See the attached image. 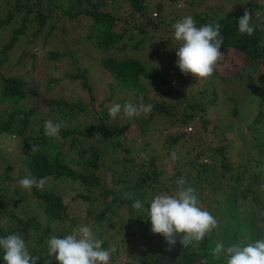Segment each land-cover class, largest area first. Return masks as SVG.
Returning <instances> with one entry per match:
<instances>
[{
    "label": "trees",
    "instance_id": "trees-1",
    "mask_svg": "<svg viewBox=\"0 0 264 264\" xmlns=\"http://www.w3.org/2000/svg\"><path fill=\"white\" fill-rule=\"evenodd\" d=\"M0 0V4H1ZM114 2L116 6V0H9L5 5H0V68L6 66L5 64L10 59L11 54L15 51L19 44L24 43L25 47L22 49L20 57L17 59V63L21 64L27 58L33 60V66H36L37 52L32 48V40L42 36V43L47 41V38L56 27H50L47 31H43L44 27L49 22V17L59 16L60 18L70 19V21L78 20L81 16L88 17L90 23L85 31V40L89 41L94 47H98L102 54L100 58V65L106 70V73L110 77V80L104 82L109 96L101 99L98 103V98L93 93V83H90L89 69L83 67L82 64L77 66V70L74 74L65 73L63 76L49 77L46 80L51 89L63 81L64 78L70 77L74 81V87L80 93L86 94V99L79 101H72L65 98H61V95L57 91L53 90L45 104L47 109H41L39 103L30 105V107H16L12 111L7 112L8 118L0 124V132L9 131L13 137L22 136L26 144L22 147V156L20 157V167L22 172L18 173L17 177H13L15 172L12 166L8 163L4 168L0 169V212L2 211L4 217L0 216V221L5 217L8 218L7 227H0V237L12 234L20 233L26 240L27 247L30 253L34 256H39L41 259L38 264H46V259H52L53 264H57L54 258L47 257L46 241L51 236H57L63 238L68 233L73 232L78 227V222L83 216L74 215L71 210L75 207H81L83 204L86 207V211L93 221L98 224L101 221H105L102 225H105L107 231V223L113 221V217L117 216V210L121 209L126 203L130 217H133V222L130 225L126 221L120 222V228L130 227L133 228L136 225L143 226L144 229L151 230V222L148 219L147 211L152 198L160 194L165 189L177 186V181L180 177L172 178L171 187L169 185L161 186L164 184V180L161 176L164 173V169H160L158 164L159 158L154 155L144 158L142 162H137L129 146H124L126 152H130L129 155L125 154L121 160L116 164L122 163L121 170L117 174L116 180L121 183H125L123 186L109 188L108 187V174L112 171H108V168L112 166L107 165V153L106 149L100 146V143H88L85 138H98L101 142H105L107 146L110 145V150L116 151L117 148L123 145V130L129 126L132 122L136 121L140 126L142 134L146 132L151 122L155 119L156 115H163L170 119V124L173 126H182L183 123L189 122L193 118V112L191 108L203 109L201 103L195 106H184L181 115L175 112L172 107L164 101H159L156 104L147 102L143 97L145 104H152L153 109L149 116H134L127 117L124 125H121L118 121L112 120L108 114V104L112 101L114 96L123 92V90L139 89L143 90L144 87L139 83V80L143 76L153 78L161 82H166L163 76H158L154 71L149 72L146 70L145 64H142L135 56H128L129 51L140 50L144 47L146 39L152 38L163 26L167 25V29L172 31V25L176 23L177 14L171 15L170 19H167L164 13V3L157 2L155 8L154 17L153 12L147 9L146 0H124L130 5L132 12L130 14H121L119 12L120 7L117 9L110 7V11H107L109 2ZM170 5L176 7L175 2L180 0H168ZM175 1V2H173ZM200 0H184L188 6L194 8L193 4ZM255 4V9L249 11L252 18V24L255 26V32L249 36L247 34L240 35L238 32V19L243 16L244 11L240 14L228 11L217 16L214 11L212 16L208 14L211 12L205 10L192 11V17L196 21L197 26L205 24H212L219 22L222 25L221 32L224 37L223 44L221 46V52H238L243 55V64H249L255 66L261 70L260 75H263L264 71V47L261 46V41H264V31H261V26L264 25V12L259 13L260 9L264 11V0H252ZM243 2V0H242ZM177 8V7H176ZM181 10V9H176ZM256 10V11H255ZM196 12V13H195ZM195 13V14H194ZM209 18L211 20H209ZM135 22V23H132ZM121 23H123L121 27ZM17 24L15 27L14 25ZM118 26L119 29L115 30ZM172 29V30H171ZM173 33L168 37L162 39V44L167 46V58L170 59V63L176 64L175 60L178 58L176 52L178 51V45H176L172 38ZM25 36L27 38H25ZM71 52L66 51L60 53L58 50H48L45 55L53 61H60L66 54ZM126 54V55H124ZM35 60V61H34ZM264 80V78H263ZM54 83H56L54 85ZM182 83L186 84L187 81ZM54 85V86H53ZM35 89L27 86L20 76L13 77L11 75L3 74L0 72V105L5 101L11 103H20L22 105L28 104L32 98ZM122 91V92H121ZM177 94L178 91L167 89V94ZM181 97L179 104H182ZM214 100V99H213ZM125 101V100H123ZM120 101V104L126 102ZM264 102V97L260 101ZM234 112H237L236 106H234ZM20 113L24 117L19 122L16 121V115ZM45 114L44 116H52L55 119V113L58 114L56 122L61 123L58 136L48 137L43 139L44 124H40L37 127L38 134H29L32 130L30 126L31 118L34 114ZM80 113L92 114L94 121L89 124L77 126L69 124L65 126V121L77 120ZM4 114V113H2ZM123 114V113H122ZM1 115V113H0ZM257 119H264V112L261 108L258 109V114L255 116ZM64 122V124H63ZM64 126V127H63ZM71 135L70 137H68ZM184 133L176 130L173 133H167L165 137V144L171 147L181 140ZM42 136V137H41ZM59 137V138H58ZM67 138V139H66ZM37 147V151L33 154L31 146ZM258 149V148H257ZM264 151V146H260L258 153ZM205 151H199L195 153L198 157H203ZM209 153L214 158L212 163H196V171L194 175V181L191 178H184L188 185L207 182V178L203 177L207 172L209 179L207 183L210 186L213 182L214 174L218 173V177L224 174V170H231L233 165L227 160L226 145L219 144L212 146ZM106 156V157H105ZM194 157L190 158L194 162ZM116 161V159H114ZM262 161V158H259ZM215 162L220 164L219 168L215 167ZM115 164V163H114ZM181 172L182 167L180 165L175 166ZM249 167L244 165L243 168L237 173L238 177L245 175ZM130 170L137 173L132 178L127 177ZM219 170H222L220 173ZM219 171V172H218ZM116 170H114V173ZM113 173V174H114ZM205 173V174H204ZM203 174V175H200ZM259 170H254L247 174L245 178L249 182L247 185H252L257 182ZM27 176L35 177L38 181L42 178H46V182H52V186H46L41 189L34 186L30 191V200L32 199L33 211L30 214H25L21 210L15 212L4 204L8 188L10 187L9 180H16L15 186L10 187L13 191V203L18 205L24 200L25 192L21 190V186L18 181ZM103 177V178H102ZM181 178H183L181 176ZM215 178V176H214ZM8 182H7V181ZM130 180V181H129ZM192 182H191V181ZM6 183H9L6 185ZM190 183V184H189ZM62 184H69L73 190L71 199H65L64 194L58 189ZM161 186V187H159ZM187 186V185H186ZM212 187V185H211ZM56 188V189H54ZM236 189V186L233 190ZM66 189H62L64 191ZM131 190L125 200L121 192ZM247 189L241 190L243 197L247 195ZM200 206L203 208V203L206 202L205 195L201 194V190L195 189ZM214 193V190L212 191ZM253 197L251 199L255 204L260 202L258 194L251 191ZM221 194V195H220ZM232 194V193H231ZM236 194V193H235ZM218 197H228L229 193L215 194ZM207 196V194H206ZM209 196V195H208ZM232 197V206L236 207L238 202L236 195H230ZM143 202V208L140 210H134L132 204L137 200ZM229 199V197H228ZM124 202V204L122 202ZM263 205L262 200L259 203ZM250 208V205H248ZM239 208V207H238ZM246 206L240 205V209L246 210ZM204 209V208H203ZM220 212V211H217ZM135 214L137 217H135ZM218 228L222 225V228L226 223L232 225L233 218L227 219L226 215L222 212L217 213ZM264 220V216L261 215ZM84 225H87L90 218L82 219ZM264 225V222L262 223ZM229 227V225H228ZM236 227V226H235ZM264 230V226L261 227ZM214 229L209 235H206L204 240L198 244L190 245L188 248H184L179 243V237L177 238V244L172 247L171 251L167 250L168 245L164 240L157 238L153 239L156 234H145V240L147 246L144 251H152L154 258L148 260L149 264H207L215 257L211 254V249L214 248L216 241H224L226 244L227 238L220 236L216 238ZM94 236L98 239L101 238V231H92ZM153 235V236H152ZM134 230H130L127 234H123L121 239L127 244H136L134 240L136 237ZM233 239V243L236 242L238 235L236 233L230 235ZM215 237V238H214ZM152 238V239H151ZM251 239V237H250ZM249 239V241H251ZM153 240V242H151ZM253 241V240H252ZM157 247H153V244ZM108 241H102V247L106 249ZM178 246V247H177ZM119 248L116 247L113 255V259L118 254ZM168 253L169 259H161V253ZM136 255V254H135ZM222 257V255H221ZM175 258V259H172ZM220 260L216 258L218 262ZM226 261V259H224ZM140 264V262H138ZM0 264H4L2 257H0Z\"/></svg>",
    "mask_w": 264,
    "mask_h": 264
},
{
    "label": "rangeland",
    "instance_id": "rangeland-1",
    "mask_svg": "<svg viewBox=\"0 0 264 264\" xmlns=\"http://www.w3.org/2000/svg\"><path fill=\"white\" fill-rule=\"evenodd\" d=\"M8 1L9 0H2L0 5H5ZM146 1L147 9L151 10L153 14L156 12L155 8L157 2L164 3V13L167 19L171 18L172 13L177 14L176 22L182 20L185 16H191L194 9L196 11L202 10L204 12L205 10L209 12L214 11L217 16L228 11L240 14L245 11L244 8H248L250 12L255 9V4L252 0H243V2L242 0H200L193 4L194 8L188 6L184 0L178 2L173 1L175 2L176 7L181 10H176L177 8L170 5L168 0ZM108 5V12L110 11V7L117 9L118 6H121L119 10L121 14L127 15L132 12L130 5L127 2H124V0H116V6L112 1H110ZM262 12H264L263 9H260L259 13L262 14ZM212 15V12L208 14L209 17ZM49 18V22L44 27L43 31H47L50 27H56V29L52 31L44 44L42 43V36L40 35V37L32 40L30 45L34 51L38 53L35 59L36 66H33V60H30L31 58H27L21 64H15L18 60L17 58L20 57L23 51L22 49L25 47V44L22 43L19 44L11 54L10 59L5 64L6 66L0 68L1 73L13 77L20 76L21 80L24 81L27 86L36 90L28 104L22 105L18 102L11 103L8 101L1 104L0 124L8 118L7 112L12 111L16 107L26 108L30 107V105L39 103L40 106H42L41 109H47L45 102L51 97L48 91L52 92L55 90L61 95V98L72 101L86 99V94L80 93L76 90V87H74V81L70 79V77L64 78L63 81L56 86H54L56 84L54 83V87L51 89H49L50 87L47 86L48 84L46 83V80L49 77H61L65 73L74 74L77 70V66L80 64L89 69V80L90 83L94 84L93 93L98 98V103L101 99L109 96V92L106 86H104V82L107 83V81L110 80V77L106 73V70L100 65L102 54L98 47L96 48L91 45V43L86 41L84 37L87 26L90 23L89 18L81 16L75 21H70V19L63 17L60 18L55 15ZM209 20L211 19L209 18ZM16 25L17 24H15L14 27ZM122 25L123 23H121V27ZM166 27L167 25L163 26L158 30L155 36L146 39L144 42L145 45L142 49L129 51L127 53L128 56H135L141 60L142 64H145L147 71H154L158 76H163L166 79V82L143 76L141 80H139V83L144 87L143 90L133 88L132 90H123L124 93L121 95L119 93L114 96L112 101L108 104V109L113 104L120 103V101L123 100H125L123 102L126 103L131 102L137 104L141 97H144L147 102L149 101L154 104L159 101H164L169 107H172L175 112H178L179 115L182 114L184 106H195L201 103L203 109L195 110L194 108H191L193 118L189 122L183 123L182 126H173L170 124V119L163 115H156L155 119L143 134L140 130V125L134 121L123 130L124 138L121 137L123 145L117 148L115 152L109 149L110 145L107 146L105 142H101L98 138H85V141L88 143H100V146L106 149V167L109 165L112 166V168H108V171L112 170L110 174H108V187L112 189L125 184L116 180L117 174L121 170L123 164V162L118 164H116V162L125 157V154L129 155L130 153L129 151L126 152L124 150V146L130 147L137 162H142L144 158H148L150 155L159 158L158 164L160 169L162 168L165 170L160 179V181L162 178L164 180V184H161V186L169 185L171 187L172 181H175L172 176L175 178H181V176L183 178L188 177L194 181V175L198 172L196 171V163L202 162L207 165L212 163L214 158H212L211 153H209L212 146L225 144L226 154L228 156L227 160L231 162L233 168L231 170L223 169L224 174H221V177H218L216 171L214 174L215 178L213 176L212 187L211 185L207 186V183L211 181L209 176H207L208 172L206 174L204 173L205 175L203 176L207 178V182L203 183L204 185L197 183L191 184V186L194 189L200 188L201 194H204L206 197V202L203 203V208L214 215L215 218L218 217L217 213L222 212L226 215L227 219L231 220L233 218L235 220L231 222L232 225L226 223L224 226L225 228H222V225L219 228H216L217 232L215 231L214 233H217L215 236L216 238L218 237V234L227 238L226 244L223 241L226 247L233 243V238L230 235L234 233L238 235L236 242L244 240V242L247 243L249 242L250 237L251 241L264 238V230L261 229V227L264 226L262 225L264 220L261 218V215L264 216V151L261 153L262 157H259L260 154L258 153L260 146H264V119L260 120L255 118L258 114L259 108L264 112V102H260L264 97V71H262L263 75H260L261 70H259V68L250 66L249 64H243V55L234 51L226 53L222 52V55L215 66L214 73L208 78L195 79L191 74L184 75L176 64L170 63V59L167 58L166 54L167 46L161 43L164 37H168L174 32V29H171L172 31H170ZM118 29L119 27L116 26L115 30ZM25 38L27 37L25 36ZM172 40L179 46V42L175 41L174 36ZM1 43L2 41L0 44ZM51 49L58 50L60 53L66 51L71 53L66 54V57L56 62L45 55V52ZM177 60L178 58L175 62ZM182 81H187L188 83L184 84ZM167 89L172 91L175 90L179 93L174 94L173 92L167 94ZM178 96H185V98L182 99V104H179L181 97ZM234 106L237 108L236 113L234 112ZM151 113L153 112L151 111L150 113L141 115L149 116ZM44 115L45 114L39 113L32 116L29 124L32 126V130L29 134H38V125L44 124L46 120L58 123L54 121L57 119L58 114H54L55 119L53 115ZM24 116L23 114L18 113L16 115V121L19 122ZM112 120L113 119L111 118V121ZM115 120L121 125H124L127 116L121 113ZM92 121H94V116L92 114L80 113L77 120L71 122L65 121V126L69 124H73V126H82L84 124H89ZM176 130L182 131L184 135L181 140L174 144L170 151H168L169 146L167 147L164 143L165 137L167 133H173ZM42 136L43 139L50 137L45 135V129ZM70 136L71 135L68 137ZM25 144L26 142L22 136L13 137L9 131L0 132V169L4 168V166L9 163L15 171L12 176L17 177L18 173L22 172V167H20V157L22 156V147ZM200 150L206 152L201 158L195 155V153ZM172 153H175V158H173ZM192 157L195 158L194 162L190 160ZM259 158H262V161H259ZM114 159H116V161H114ZM214 164L218 169L221 163L219 164L218 162H215ZM177 165L182 167L181 176H179L181 171L175 167ZM244 165L249 167L248 171L244 173L245 175L238 177L239 179L236 180L237 173L244 167ZM256 169L260 171L257 182L252 185H247L249 182H247L248 179L245 178L246 175ZM114 170H116L115 173ZM219 171L220 173L222 172V170ZM129 172L130 173L127 174V177L129 178H132L137 174L132 170ZM9 182H11V188L12 186L17 185V182L14 179H10ZM7 184L9 183H6V185ZM186 185H188L187 182ZM46 186H52L51 180L46 182ZM235 186L236 189L233 190ZM10 187H7L8 193L3 200L4 204L15 212H21L22 210L23 213L30 214L29 212L33 211L35 207L32 205V199L30 200L29 191L21 187V190L25 192V195H23L24 200L18 205H14V193L10 190ZM178 187V185H174V187H171L170 189L161 191L160 194H174L178 190ZM247 188V195L246 197H243L241 190ZM62 189L66 190L62 191ZM58 190L64 194L63 196L65 199H71L72 196H74V194H72L74 189H72L69 184H62L61 188ZM213 190L214 193L212 192ZM251 191L259 195L263 205L259 204L261 200L257 204L251 201L253 197ZM219 192L236 195L238 202L241 200L242 203H236V207H233L232 197L230 195H228L229 199L224 196L218 197L215 194H218ZM130 193L131 190L123 193L121 192L124 200L130 195ZM122 203L124 204V202ZM241 204H245L247 207L246 210L240 209ZM248 205H250V208ZM87 211L84 204L81 207L74 206V209L71 210L74 215L83 216L80 218L81 221L78 222V226L84 225L82 219L90 218L91 221H89L87 225L90 226L91 230L101 231L100 240L108 241L106 250L111 252L110 264H139L138 262H140V264H149L148 260L153 258L152 251L144 250L145 246H147L145 234L151 235V230L144 229L143 226L139 225H136L133 228L128 226L120 228L119 226L120 222L126 221L128 225L133 222V217H130L126 203L121 209L117 210V216L113 217V221L107 223V231L105 230V225H102L105 221L96 224L93 221V218L88 215ZM0 216L4 217L2 211L0 212ZM135 217H137L136 214ZM130 230H134V233L136 234V238L134 239L136 244L129 245L124 243L121 239V236L127 234ZM69 234H72V232L68 233V235ZM156 235L157 236L152 235L153 239L157 238L161 241L164 240V237L161 234ZM151 242H153V240ZM116 247L119 248V251L113 259V253ZM153 247L156 248L157 245L154 243ZM169 258H171V256L168 257V253H161L162 260ZM224 259H226V257L222 255L218 262L216 261V258H214L207 264H227V259L226 261Z\"/></svg>",
    "mask_w": 264,
    "mask_h": 264
},
{
    "label": "clouds",
    "instance_id": "clouds-1",
    "mask_svg": "<svg viewBox=\"0 0 264 264\" xmlns=\"http://www.w3.org/2000/svg\"><path fill=\"white\" fill-rule=\"evenodd\" d=\"M153 15L156 16L154 13ZM252 16L245 9L242 17L238 19V32L240 35L251 36L256 28L252 24ZM175 41L179 42L176 55L177 67L184 75L191 74L195 79H205L215 71V66L220 59L221 46L224 37L221 32L222 25L205 24L197 26L192 16H185L182 20L172 25ZM264 31V25L261 26ZM264 47V41H261ZM152 104H145L141 97L137 104L127 102L115 103L108 109L109 116L115 120L123 115L131 118L141 114L150 113ZM61 123L46 120L44 124L45 135L55 137L59 134ZM37 147L32 145L34 154ZM175 158V153H172ZM46 178L39 181L35 177L27 176L18 181L19 185L30 191L34 186L43 188ZM178 190L174 194L161 193L155 195L149 205L147 215L151 222V232L161 234L167 250L179 243L188 248L194 243L204 240L214 229L218 228V221L214 215L200 206V201L195 189L186 186L184 178L177 181ZM134 210L143 208V202L137 199L133 204ZM8 218L0 221V227H7ZM47 257L54 258L57 264H110L111 252L102 247V241L96 238L88 225H80L72 234L63 238L51 236L46 241ZM213 257L219 259L224 255L227 264H264V238L249 241L244 240L232 243L227 247L222 241H216L211 249ZM0 257L4 264H38L41 259L30 253L26 240L20 233H12L0 237ZM46 264H53L52 259H46Z\"/></svg>",
    "mask_w": 264,
    "mask_h": 264
}]
</instances>
